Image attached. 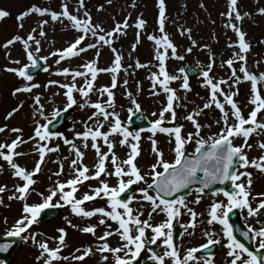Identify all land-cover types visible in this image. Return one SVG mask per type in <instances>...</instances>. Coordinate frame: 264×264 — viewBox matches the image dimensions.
I'll return each mask as SVG.
<instances>
[{"label": "snow or ice", "instance_id": "6c2138e0", "mask_svg": "<svg viewBox=\"0 0 264 264\" xmlns=\"http://www.w3.org/2000/svg\"><path fill=\"white\" fill-rule=\"evenodd\" d=\"M107 2L111 4L112 0H107ZM78 5L79 7L73 9L71 0H62L60 9L57 11L51 10L49 7L33 4L19 14L17 21L21 30L24 28L26 18L32 16L37 17L36 27H32L26 36L14 35L3 44V48L8 49L10 46L20 43L29 63L20 66V60L10 61L16 66L6 67L4 71L12 73L27 82L16 87L12 91L13 96L23 93L32 94L34 89L40 88V84L33 82V75L29 74V69H39L41 67L40 61H44L46 64L49 57L38 55L41 51V39H38L37 36L41 38L47 37L45 29L50 21L69 22L71 28L77 31V36L74 38V42H70L66 48L51 52V56L59 57L56 63L60 64L61 61L79 57L81 53H86L89 49L97 50L96 56L93 60L83 63L79 69L72 70L66 67L56 73L61 76H70L71 80L69 82L61 83L50 80L48 85H58L65 90L63 92L67 102L65 111L78 104V100L74 95L75 92H78L84 98H88L94 91L101 97L107 96V100L103 103L100 101L89 103V100L85 99L83 103L79 104L81 108L89 106L95 110L92 115L88 116L87 122L84 123V131L78 132L76 135L77 138L85 142L84 148H87L89 146L88 141H91V148L95 150L98 162L94 169H90L83 163L84 153L80 148L76 147L73 141L64 138V143L72 146L70 151H73L76 157L70 161L73 177L65 182L57 181L54 187L49 189L46 196L43 193H39L42 197V202L34 204L26 202L31 191H34L32 187L36 183L34 177L41 171L47 153L59 151L58 147L51 148L46 143L41 142H48L61 136L58 132L49 131V125L52 120H49L44 115V105L41 102V96L38 94L34 95L32 97L36 106L34 116L38 115L47 121L45 124H40L37 121L34 135L29 137V140L37 142L36 152L39 159L36 161L34 169L29 171L17 164L14 159V157L24 155V153L16 151L19 146L27 143L22 138L23 129L12 128L11 131L17 134L16 139L9 144L0 143V158L9 164L13 170V176L21 181L15 187V193L9 196L8 199L24 201L23 215L15 221L12 230L7 235L21 237L26 241L31 238L33 243H36L37 234L33 233L30 237L22 234L29 232L31 227L38 222V218L44 210L69 205L72 212L77 216L92 218L99 215L101 217L96 224H89L79 228L82 233L96 237L98 243L95 248L93 246H87L82 249L77 248L76 252L81 254L72 256V259L77 262H84L87 257L100 253L104 264H108V254L115 257L114 264H132L133 260H136L141 255V252L145 250L146 245L157 244L158 241L162 240L165 248L163 255L152 252L149 257L155 264H165V258H169L172 264H190V262L199 264L196 254L200 248H208L210 245L222 243L227 249L229 264H264V256L250 251L244 243H241L233 234V226L229 223V214L234 209L246 210L247 216L256 218L257 223H260L259 217L261 212L264 211V193L259 194L258 198L252 196V173L234 169V165L236 167L243 166L245 169L251 167L260 173H264V155L249 159L246 152V149L252 148L249 139L253 134L264 133V72L256 73L250 69L248 55L252 46L247 40V33L243 30V21L251 13L242 11L239 6V0H227L226 11L220 13L227 20L225 27L230 28L237 37L235 42L228 45L230 49L235 48L236 51L232 53L231 58L223 61L220 65L221 68L226 67L230 70V76L227 78L217 80L211 74L215 65V59L212 57H210V62L207 65V71L202 73L204 87L209 91V99L208 102L203 104V109H210L214 106L221 114L220 118L215 121L220 126L219 131L205 138L202 135V130L211 128L212 125L210 123L202 124L199 121V117L203 115V109H196L184 117L185 121L193 125L194 131L185 132L184 125L177 123L176 106H180L178 103L180 98L170 84L172 81L180 79V77L169 74L166 68V61L169 58V53L171 58L179 61H183L185 56L178 54L177 45L166 31L165 0H158L159 13L157 23L159 35H148L147 39L154 42L156 46L154 58L159 65L158 73L153 72L151 74L153 95L160 94L155 91L159 87L166 94L167 99L166 105L162 107L158 114V118L151 123L148 129L151 133L149 140L151 141L155 160L151 164L150 169L145 171L138 166V158L141 155V132L144 130L130 131L127 125L122 124L119 114L114 110V93L112 91L118 86V74L121 71H127V69L123 68L124 56L122 52L114 47V38L126 35V30L129 27H133V25L129 23V18L126 17L123 22H117L111 30L106 31L105 28L93 20L87 10L86 0H78ZM201 7H204V5L201 4ZM102 8L103 6H101ZM101 9H98V11ZM258 11L259 14L264 15V8H260ZM81 13L83 18H81ZM7 16H9V12L0 10V20ZM146 26L147 21L145 19L142 17L137 18L134 25L138 30L136 32V42L131 45L133 52L136 50L137 45L140 44L142 30ZM180 34L187 36L191 40L193 47L197 46L196 41L191 39L192 30L190 28L181 29ZM90 37L95 38L96 42H89L84 46ZM260 43H264V41H260ZM33 45L35 46L34 50ZM103 46H108L113 53L111 67L101 68L98 66L101 54L99 49ZM192 50V47H188L186 52L190 54ZM259 64L260 61H256V65L259 66ZM128 67L140 69L147 68L149 65L136 60L134 65L129 64ZM43 71L48 72L49 68L44 67ZM180 71L183 72L184 69L181 68ZM100 73H111L110 86H103L99 89L95 87V82ZM77 78H83V86L77 87ZM243 82L250 83V99L248 103L252 105V109L247 115H245L242 106L235 99L239 95L238 85ZM124 84L127 85L126 79ZM48 85H45V87ZM181 87L185 91H191L187 76L183 77ZM128 96L131 98L132 104L135 105L136 112H139L140 104L132 97L131 93H128ZM22 107L23 103L21 102L19 107L13 108L7 114V117H12ZM110 108L113 110L109 111L108 109ZM166 114H169L167 119ZM52 115L55 118L60 116L61 112L56 110ZM152 115L157 116V113L154 112ZM258 117L260 118L259 120ZM141 118L143 117L141 116ZM166 124L171 126H165ZM106 127V131L101 130ZM4 131L5 128L0 127V133ZM158 133L168 137L167 143L174 154V159H166L164 150L158 147V142L155 139ZM116 136L121 138L116 141L114 139ZM237 138L242 139V143L239 145L234 143ZM98 141H102L107 146V152L101 150V144ZM117 143L120 146L129 148L127 158L121 160L117 156L114 151ZM191 144H194L195 148L189 156L187 146ZM258 147L264 152V142L259 143ZM5 149H7V154L4 151ZM108 162L113 167L111 172L106 167ZM59 169L55 173L57 176L63 174L62 163ZM102 175L114 176L117 181L116 185L110 186L106 180L101 179ZM149 179L151 182H149ZM88 180H98L99 186L90 188L91 195L85 192L81 198H77L76 194L79 191V186ZM225 182L230 184L231 190L220 188L212 195L219 196L222 194L226 198V203L224 201H213L208 212L210 218L207 220L208 225L218 223L222 226V237L224 239H216L214 238L215 233L205 231L204 235L207 237V242L200 245L199 248H189L181 256L173 242V221L181 215V208L186 209L191 216V221L187 227L195 229L198 214L188 206L184 196H175L173 198L174 194L181 192L182 189L189 188L194 183L201 185L196 191L202 194L204 189L211 184H225ZM133 185H143L138 188V192L141 200L148 202L150 205L151 211L148 213L147 219H142L143 212L140 209L131 207L136 197L127 195V193ZM5 191L6 187L0 186V193ZM122 194H125L124 198H122ZM57 197L58 202L53 204V199ZM96 198L106 199V205L86 210L84 207L85 203L94 201ZM201 198V195H197L194 202L199 204ZM253 200H257L255 206H253ZM140 202L139 200L137 201V203ZM2 203L3 201L0 200V204ZM158 213H164L166 219L153 225L150 221L153 219V214ZM108 221L114 222L117 227L112 228ZM101 225L106 230L97 237V227ZM149 229L152 233L151 237L146 235V231ZM57 231L59 233L57 247L50 248L47 241L39 243L41 251L36 259L41 264H54V262L62 259H68V257H61L60 255L62 249L66 246L67 234L63 228H59ZM249 232L253 234L254 239L258 240L259 249H264V225L259 228L250 227L248 232L243 233L245 238L248 237ZM114 235L118 236L120 240L119 246L116 247L111 246L109 243V238ZM9 247H11L10 244L0 245V251H7ZM0 264H3V262L0 261ZM203 264H214V262L205 260Z\"/></svg>", "mask_w": 264, "mask_h": 264}, {"label": "rangeland", "instance_id": "374dc122", "mask_svg": "<svg viewBox=\"0 0 264 264\" xmlns=\"http://www.w3.org/2000/svg\"><path fill=\"white\" fill-rule=\"evenodd\" d=\"M36 4L39 6L49 7L51 10H59L62 4V0H0V10L9 12V16L0 20V127H4L5 131L0 133V143L9 144L12 140L16 139L17 134L11 131L12 128L23 129L22 138L27 143L19 146L16 151L24 153L19 157H14L15 162L27 170L31 171L35 167L36 161L39 159L36 152V141L29 140V137L34 135V128L37 121L40 124H45L47 121L38 115L34 116L35 105L32 97L34 95L41 96V102L44 105V115L49 120H53V112L59 110L60 112L66 108V97L63 95L64 89H61L58 85H48L50 80L59 81L61 83L69 82L70 76H61L56 73L63 68H70L72 70L79 69L83 63L93 60L96 56V51L89 49L86 53H81L79 57L71 58L70 60L61 61L60 64L56 63L59 59L58 56H51V52L62 50L66 48L70 42H74V38L77 36V31L72 29L70 23L67 21L51 22L46 27V38H41V51L39 56H48L49 59L45 64V67L49 68L48 72H40L33 77V82L41 85L40 88L34 89L32 94L23 93L17 96L12 95V91L21 86L26 81L18 78L16 75L4 71L6 67L16 66L10 61L20 60V66L25 63H29L26 59V55L22 50V45L16 43L10 46L8 49L3 48V44L8 39H11L14 35L20 34L26 36L32 27H36L37 17L32 16L26 18L24 21V28L21 30L18 27L19 22L17 16L23 11L28 9L31 5ZM166 4V31L177 45L178 54L184 55L185 59L179 61L169 58L166 61V68L169 74L176 75L180 79L172 81L170 86L176 90L179 99V105L176 106L177 111V123L184 125V131H194L193 125L190 122L185 121L184 117L190 112L196 109H203V104L208 102L209 91L204 87L203 75L198 78H188L191 91H185L182 87L183 77L186 74L180 71L181 68H186L191 65L197 66L201 70L207 71V65L210 62V57L215 59V65L213 67L212 75L217 80L221 78H227L230 76V70L226 67L221 68L220 65L223 61L232 57V53L236 51L235 48H229L228 45L236 41L237 37L234 32L225 27L227 20L220 13L225 12L227 8V0H165ZM201 4L204 7H201ZM72 8L79 7L78 0H71ZM133 5H135L133 7ZM86 6L88 12L93 17L96 23H99L106 31L111 30L117 22H123L126 17L129 18V23L133 27H129L126 30V35L118 36L114 38V47L122 52L124 56L123 68L127 71H121L118 74V86L112 89L114 93V110L119 114L122 124L127 125L130 131L141 132V155L138 158V166L147 171L150 169L151 164L155 160V155L152 152V145L149 137L151 133L148 131L151 125L146 128H137L132 126L131 122L133 116L136 114L135 105L132 104L131 98L128 93L132 94V97L140 104V111L142 114L152 123L158 118V114L163 106L166 105V94L162 89L157 87L156 92L159 95H153V87L151 74L159 71L158 62L155 60V44L147 39L148 35H159L158 29V0H112L109 4L107 0H86ZM101 6L103 8L101 9ZM239 6L242 11L250 12L249 17H245L243 21V30L247 33V40L251 43V51L248 55L249 67L252 71L259 73L264 72V15L259 14V9L264 8V0H239ZM98 9H101L98 11ZM142 17L147 21V26L141 33V42L137 45L136 50L133 52L131 45L136 42V32L138 31L134 25L137 18ZM47 18V17H46ZM81 18H83L81 13ZM67 25V26H65ZM183 28H190L192 30L191 39L196 41L195 47L192 46L191 40L187 36H182L180 30ZM96 42L95 38H89L85 42ZM33 45V50H34ZM188 47H192L193 50L189 54L186 52ZM100 56L98 60V66L101 68L111 67V61L113 59V53L108 46H103L99 49ZM136 60H139L143 64H148L147 68H129V64L134 65ZM256 61H260L259 66L256 65ZM127 80V85L124 84V80ZM77 87L83 86V78H77ZM45 85H48L45 87ZM111 85V73H100L95 82L97 89L103 86ZM225 87V86H222ZM239 95L235 97L237 102L242 106V110L245 115L251 111L252 105L248 103L250 99V83L243 82L238 85ZM78 104L74 105L70 110L68 118L69 126L59 130L60 137L53 138L46 143L48 147L56 148L59 151L47 153L45 157V163L42 165L41 171L36 174L34 179L36 180L33 185L34 191H31L27 203L34 204L42 202V197L39 193L48 195L49 189L53 188L57 181L65 182L67 179L73 177V171L70 168V161L75 159V153L70 151L71 145L64 143V138L73 141L76 147L84 153L83 163L90 169H94L98 162V157L95 150L91 148V141H88V147L84 148V141L77 138V133L84 131V123L87 122L88 116L92 115L95 111L93 108L86 106L84 108L79 107L80 103H83L85 99L89 100V103H95L100 101L103 103L107 100V96H99L97 92H92L88 98L81 97L78 92L74 93ZM222 100V98H221ZM23 103V107L20 108L12 117L8 118L7 114L12 111L13 108L19 107ZM112 111L113 109H108ZM131 110V111H130ZM157 113V116H153L152 113ZM220 112L213 106L210 109H203V115L199 117V121L202 124H211V128H204L202 135L205 138L219 131L220 126L215 123L220 118ZM169 118V114H166V119ZM260 118L258 117V120ZM102 120V118H101ZM165 126H171L166 124ZM106 131L107 127L101 129ZM121 137L116 136L114 139L118 141ZM155 139L158 142V147L165 152V158L172 160L174 154L167 143L168 137L164 134H157ZM264 142V133L256 134L249 139V143L252 144L251 149H246L249 159L258 158L264 155L258 144ZM101 144V150L107 152V146L102 141H98ZM234 143L239 145L242 143V139H235ZM195 145L191 144L187 146V153L192 154ZM7 154V149L4 150ZM117 156L122 160L125 159V153L129 152L127 146H120L118 143L114 149ZM67 158V159H65ZM110 160V158H109ZM63 164V174L57 176L55 173L59 171L60 164ZM109 172L113 171V167L110 162L106 164ZM236 171H248L252 173V196L259 197V194L264 193V173L258 172L254 168H243L240 166ZM90 174H92L90 172ZM101 179L106 180L110 186H115L117 181L114 176H101ZM127 179V178H125ZM244 179V178H242ZM149 182L151 180L149 179ZM21 181L13 176V170L9 164L0 158V186H5L6 191L0 193V200L3 201L0 204V237L7 235L12 230L15 221L19 219L23 213V203L20 200H9L8 197L15 193V187L20 184ZM98 180L85 181L83 185L79 186L77 192V198H81L85 192L92 194L90 188L98 187ZM143 185H133L132 191L127 195H134L136 200L133 201L131 207L134 209H140L143 212L142 219L148 218V213L151 211L150 205L146 201H142L138 188ZM231 186L228 183L227 189ZM67 190V189H66ZM217 191V190H216ZM197 193L196 189L192 190L185 196L188 206L192 208L197 215V226L195 229L188 228L187 225L191 221V216L186 209L181 208V215L173 221V228L181 230V236L179 239L173 241L181 256H183L189 248H199L200 245L207 242V237L204 235L205 231L215 233L216 239H224L222 237V226L218 223L208 225L207 220L210 205L213 201H224L226 198L221 194L219 196H213L212 193ZM154 194V193H152ZM197 195H201V202L196 204L194 201ZM141 201L137 203V201ZM58 197L54 198L52 203L56 204ZM62 203V202H61ZM253 206L257 203V200L252 201ZM106 205V199L96 198L94 201L86 202L84 207L86 210H91L96 207H104ZM64 214L61 219L45 221L42 218H38V222L34 224L28 233L22 235H28L29 237L35 233L36 243H33L31 238L27 241L20 237L22 244L19 246L17 253L14 255L10 263L3 264H41L36 258L40 255L39 243L47 241L50 248L58 246L59 233L57 229L63 228L66 232V246L62 249L61 257H68L67 260H61L54 262V264H104L101 259L100 253H96L93 256L87 257L84 262H77L72 259V256L79 255L77 248H84L87 246H93L95 248L98 241L96 237L90 234H85L79 231V228L87 226L89 224H96L101 218L99 215L92 218H85L75 215L71 206L64 205ZM238 213V218L243 226L247 229L259 228L264 225V211L261 212L259 217L260 223H257L256 218L248 217L246 210L234 209ZM166 219L164 213L153 214V219L150 221L153 225L163 222ZM112 225V228H116L117 225L108 221ZM229 223L232 225L231 221ZM75 226V227H74ZM104 226H98L96 236H100L105 231ZM146 235L151 237V230L146 231ZM253 236V234H252ZM111 246H119L120 240L118 236H112L109 238ZM226 243V240H225ZM149 245V244H148ZM148 245L145 250L141 252V255L137 258L141 264H155L149 257L151 251ZM158 251V254L163 255L165 248L162 240L157 244H153ZM216 250L210 257L203 256L197 253V261L199 264H203L205 260H212L214 264H229V258L227 256V249L224 244H215ZM253 247L261 252L264 256V249H259L258 240L253 238ZM108 264H114L115 257L108 254ZM165 264H172L169 258H165ZM192 264V262H190Z\"/></svg>", "mask_w": 264, "mask_h": 264}, {"label": "water", "instance_id": "95a60500", "mask_svg": "<svg viewBox=\"0 0 264 264\" xmlns=\"http://www.w3.org/2000/svg\"><path fill=\"white\" fill-rule=\"evenodd\" d=\"M41 67L39 69H29V74L34 75L37 72H40L45 64L43 61H40ZM185 72L187 74V76L189 77H199L202 75V71H200L197 67L195 66H190L189 68H185ZM70 115V109L67 111H64L61 113L60 116L56 117V119L54 121H52V123L49 125V129L51 131H57L60 128L69 125L68 123V118ZM142 114L139 112L133 121V125L134 126H147L149 124V122L143 117L141 118ZM207 148V147H206ZM189 156L191 154H188ZM236 166L234 165V169L236 170ZM228 182H225V184H220V183H213L211 184L208 188L204 189V192H212V191H216L220 188H226ZM201 187V185L199 183H194L192 185L189 186V188L187 189H182L181 192L174 194L175 196H186L188 195L193 189H197ZM131 191V190H130ZM125 194H122V198H124ZM63 214V210L61 208H52L50 210H48V212L46 213L45 210L40 214V216H42V218L45 219H57L60 218ZM230 220L233 222L234 224V231H235V235L239 238V240L244 243L247 247L251 248L252 247V237H251V233L249 232V235L247 238H245V236L243 235L244 232H248L249 230L245 229L244 226H242V224L240 223L239 219H238V213L236 211H233L230 214ZM180 231L179 230H174V234H173V240H176L179 236H180ZM4 244H10L11 247L8 248L7 251H0V259L4 260V261H9L12 259L13 255L17 252L18 248H19V244H21L20 239L18 237H5V238H1L0 239V245H4ZM215 250V246L211 247V248H204L202 249L200 252L205 253V254H212ZM256 253L258 255H260L259 251H256ZM132 264H140V262L138 261H133Z\"/></svg>", "mask_w": 264, "mask_h": 264}, {"label": "bare ground", "instance_id": "6f19581e", "mask_svg": "<svg viewBox=\"0 0 264 264\" xmlns=\"http://www.w3.org/2000/svg\"><path fill=\"white\" fill-rule=\"evenodd\" d=\"M125 157L127 158V155H126V153H125Z\"/></svg>", "mask_w": 264, "mask_h": 264}]
</instances>
